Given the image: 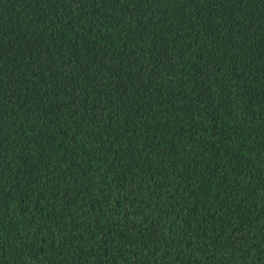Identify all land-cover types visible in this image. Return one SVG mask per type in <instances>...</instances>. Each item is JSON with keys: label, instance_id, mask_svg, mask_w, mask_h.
Returning <instances> with one entry per match:
<instances>
[{"label": "trees", "instance_id": "16d2710c", "mask_svg": "<svg viewBox=\"0 0 264 264\" xmlns=\"http://www.w3.org/2000/svg\"><path fill=\"white\" fill-rule=\"evenodd\" d=\"M0 264H264V0H0Z\"/></svg>", "mask_w": 264, "mask_h": 264}]
</instances>
